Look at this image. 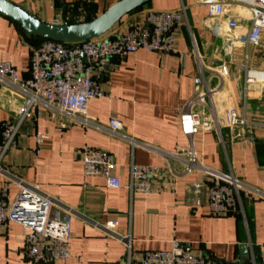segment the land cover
Instances as JSON below:
<instances>
[{"label": "crops", "instance_id": "1", "mask_svg": "<svg viewBox=\"0 0 264 264\" xmlns=\"http://www.w3.org/2000/svg\"><path fill=\"white\" fill-rule=\"evenodd\" d=\"M48 24H78L91 21L120 0H9ZM204 0H153L125 16L113 30H128L144 23L148 10L174 11L184 6L188 25L175 31L177 43L170 54L144 50L123 61L111 59L99 80L105 96L92 100L88 115L107 126L118 120L124 133L142 144L166 153L183 155L192 145L202 162L216 171L233 174L264 191V83L247 84L248 68L264 71L263 53L246 48L245 37L252 21L246 9L235 12L242 26L227 29L222 20L208 18ZM246 18V19H245ZM244 21V22H243ZM264 42V37H263ZM40 43L0 14V61L10 62L19 78L28 77L31 50ZM212 90L214 107H195L213 121L212 128L187 137L180 117L205 82ZM0 97V122L18 113L20 102L8 104ZM235 110L244 125H231ZM34 126H24L2 162L9 177L22 179L72 210L68 261L46 264H105L126 256L125 245L111 237L106 227L130 237L132 253L140 258L148 251H168L172 241L190 246L193 253L221 263L243 262L239 247L247 245L250 264L264 260V201L243 196L245 216H215L210 213L206 191L200 205L194 183L199 173L186 176L185 165L137 147L102 130L70 126L38 108ZM46 136L39 155L35 135ZM90 147L111 154L116 163L118 186L84 175L79 152ZM155 166L161 176L149 196L128 190L130 166ZM8 180L0 177V182ZM18 192L10 182L8 200ZM0 264H33L25 256L23 228L15 223L0 226Z\"/></svg>", "mask_w": 264, "mask_h": 264}, {"label": "built area", "instance_id": "2", "mask_svg": "<svg viewBox=\"0 0 264 264\" xmlns=\"http://www.w3.org/2000/svg\"><path fill=\"white\" fill-rule=\"evenodd\" d=\"M202 4L208 7L209 19L222 20L231 32H238L242 26L235 12L246 9L252 26L245 37V47L259 49L264 58V4H258L256 0H204ZM185 25L189 27L187 10L181 6L174 11L148 10L144 14V23L124 31L112 29L100 38L85 42L42 40L32 48L28 77L22 79L10 62L0 61V97L6 91L9 105H14L16 100L20 102L18 113L0 122V177L8 179L0 182V226L15 223L23 228L25 256L31 263L46 264L48 261L56 263L71 259L72 210L40 191L37 186L9 177L2 168L4 158L17 147L21 130L27 125L34 126L39 118V107L46 109L53 118L60 119L63 128L79 126L104 130L129 143L132 150L141 147L184 164L186 176L199 173L202 179L193 185L197 195L196 204L202 203L201 195L206 191L212 215L244 217L243 196L264 201L263 190L248 185L232 173L225 174L205 165L192 145L183 155L166 153L126 135L123 125L116 119H111L105 127L88 115L89 103L105 96L99 80L111 59L123 61L140 50L170 54L177 43L175 31ZM245 66L247 84L264 83V71L248 68V56H245ZM204 82L205 85L188 102L186 111L180 117L181 131L190 138L200 131L210 130L213 125L210 117L200 110H194L197 106L213 110L214 96L220 92V89H210ZM229 116L233 126L247 123L239 119L235 110L230 111ZM47 139L44 135H35L37 155ZM79 157L85 177L101 178L118 186L114 177L116 163L111 154L85 147L79 152ZM160 176L155 166L132 164L128 190L132 194L149 196ZM10 182L18 188L12 201L8 200ZM105 230L122 242L127 250L120 261L105 264H243L239 261L221 263L206 259L194 254L190 246L177 240L172 241L168 251H148L135 258L130 237L119 235L113 227H106Z\"/></svg>", "mask_w": 264, "mask_h": 264}, {"label": "water", "instance_id": "3", "mask_svg": "<svg viewBox=\"0 0 264 264\" xmlns=\"http://www.w3.org/2000/svg\"><path fill=\"white\" fill-rule=\"evenodd\" d=\"M152 1L120 0L99 17L78 24L45 23L9 0H0V14L17 23L29 37L59 43H80L104 36L125 16ZM256 3L264 4V0H256ZM239 251L242 263L250 264L252 259L250 248L243 244L239 247Z\"/></svg>", "mask_w": 264, "mask_h": 264}, {"label": "trees", "instance_id": "4", "mask_svg": "<svg viewBox=\"0 0 264 264\" xmlns=\"http://www.w3.org/2000/svg\"><path fill=\"white\" fill-rule=\"evenodd\" d=\"M39 41H42V39H39Z\"/></svg>", "mask_w": 264, "mask_h": 264}]
</instances>
